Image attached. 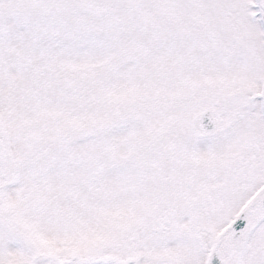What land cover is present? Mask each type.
Masks as SVG:
<instances>
[{"label": "snow or ice", "instance_id": "obj_1", "mask_svg": "<svg viewBox=\"0 0 264 264\" xmlns=\"http://www.w3.org/2000/svg\"><path fill=\"white\" fill-rule=\"evenodd\" d=\"M0 264H264V0H0Z\"/></svg>", "mask_w": 264, "mask_h": 264}]
</instances>
